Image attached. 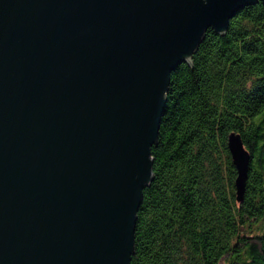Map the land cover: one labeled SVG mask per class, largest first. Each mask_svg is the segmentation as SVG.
I'll use <instances>...</instances> for the list:
<instances>
[{
    "label": "water",
    "instance_id": "obj_1",
    "mask_svg": "<svg viewBox=\"0 0 264 264\" xmlns=\"http://www.w3.org/2000/svg\"><path fill=\"white\" fill-rule=\"evenodd\" d=\"M257 2L0 0V264H130L170 73Z\"/></svg>",
    "mask_w": 264,
    "mask_h": 264
},
{
    "label": "trees",
    "instance_id": "obj_2",
    "mask_svg": "<svg viewBox=\"0 0 264 264\" xmlns=\"http://www.w3.org/2000/svg\"><path fill=\"white\" fill-rule=\"evenodd\" d=\"M165 97L130 264H264L263 4L239 9L223 35L208 29ZM230 132L250 155L241 201Z\"/></svg>",
    "mask_w": 264,
    "mask_h": 264
}]
</instances>
